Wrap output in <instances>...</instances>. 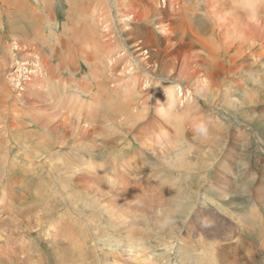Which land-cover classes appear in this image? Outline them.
Returning a JSON list of instances; mask_svg holds the SVG:
<instances>
[{"label":"rangeland","instance_id":"374dc122","mask_svg":"<svg viewBox=\"0 0 264 264\" xmlns=\"http://www.w3.org/2000/svg\"><path fill=\"white\" fill-rule=\"evenodd\" d=\"M262 195L264 0H0V264H264Z\"/></svg>","mask_w":264,"mask_h":264},{"label":"bare ground","instance_id":"6f19581e","mask_svg":"<svg viewBox=\"0 0 264 264\" xmlns=\"http://www.w3.org/2000/svg\"><path fill=\"white\" fill-rule=\"evenodd\" d=\"M247 4H248V3H247ZM247 6H248V5H247ZM52 75H53V74H52ZM58 77H59V76H58ZM59 79H60V78H59ZM58 84H59V83H58ZM59 85H60V84H59ZM51 86H52V85H51ZM60 86H62V85H60ZM60 86H59V87H60ZM59 87H58V88H59ZM179 92H180V91H179ZM179 94H180V93H179ZM168 105H169V104H168ZM262 131H263V130H262ZM183 165H185V164H183ZM185 167H186V165H185ZM179 168H180V167H179ZM183 169H184V168H183ZM121 184H122V183H121ZM218 193H219V192H218ZM151 198H152V197H151ZM153 199H154V198H153ZM18 212H19V211H18ZM20 212H21V211H20ZM227 213H228V212H227ZM231 219H232V218H231ZM235 220H236V219H235ZM221 225H222V224H220L219 226H221ZM199 226H200V225H199ZM218 229H219V230H222L221 227H218ZM218 229L215 227V230L217 231V237H218L219 234H220L219 231H218ZM54 230H55V229H54ZM220 232H221V231H220ZM131 248H132V247H131ZM133 249H134V248H133ZM131 251H132V249H131ZM166 251H167V250H166ZM134 252H135V251H134Z\"/></svg>","mask_w":264,"mask_h":264},{"label":"crops","instance_id":"0c3cea01","mask_svg":"<svg viewBox=\"0 0 264 264\" xmlns=\"http://www.w3.org/2000/svg\"><path fill=\"white\" fill-rule=\"evenodd\" d=\"M262 198H263V200H264V195H262ZM251 210L253 209L252 207H249ZM253 227H255L253 224H249L248 225V228L250 229L249 230V232H253V231H255L256 232V230H254V228ZM261 229H264V228H261ZM260 232V231H259ZM263 233H264V231L262 232V235H263Z\"/></svg>","mask_w":264,"mask_h":264},{"label":"built area","instance_id":"2783aa9c","mask_svg":"<svg viewBox=\"0 0 264 264\" xmlns=\"http://www.w3.org/2000/svg\"><path fill=\"white\" fill-rule=\"evenodd\" d=\"M163 4V3H162Z\"/></svg>","mask_w":264,"mask_h":264}]
</instances>
